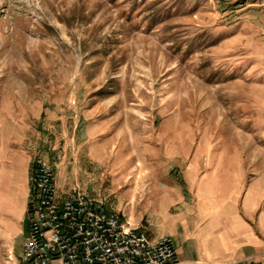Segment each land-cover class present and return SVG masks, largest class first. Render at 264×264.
Masks as SVG:
<instances>
[{"label":"rangeland","instance_id":"rangeland-1","mask_svg":"<svg viewBox=\"0 0 264 264\" xmlns=\"http://www.w3.org/2000/svg\"><path fill=\"white\" fill-rule=\"evenodd\" d=\"M261 2L0 0V119L33 118L36 155L79 168H56L65 190L113 203L129 192L119 179L168 180L179 159H264ZM19 181L0 191L15 197L0 208L14 264L28 234Z\"/></svg>","mask_w":264,"mask_h":264},{"label":"crops","instance_id":"crops-1","mask_svg":"<svg viewBox=\"0 0 264 264\" xmlns=\"http://www.w3.org/2000/svg\"><path fill=\"white\" fill-rule=\"evenodd\" d=\"M249 5L252 8L257 4ZM260 6L264 7V1ZM35 129L33 118L6 126L0 119V191L4 185L3 193H15V186L22 184L19 178L25 177L20 195L25 201L21 210L24 218L39 146ZM43 158L53 167L55 176L57 167L74 171V176L79 172V168L66 163V156ZM176 162L175 175H169L168 180L144 181L140 185L137 178L119 179L115 190L129 192L114 203L107 195L100 198L74 186L102 203L107 211L123 212L132 227L142 228L150 240L170 237L180 264H264V159L259 155L245 158L240 153L230 160L214 159V163L209 159ZM58 188L61 195H67L73 187L65 190L58 182ZM9 199L5 202L0 197V208L12 210L15 197ZM5 219L0 217V235L7 255L0 263L14 264L10 243L13 232L7 225L11 222Z\"/></svg>","mask_w":264,"mask_h":264},{"label":"built area","instance_id":"built-area-1","mask_svg":"<svg viewBox=\"0 0 264 264\" xmlns=\"http://www.w3.org/2000/svg\"><path fill=\"white\" fill-rule=\"evenodd\" d=\"M33 164L19 264H180L170 237L150 240L77 186L61 195L51 164L40 155Z\"/></svg>","mask_w":264,"mask_h":264}]
</instances>
